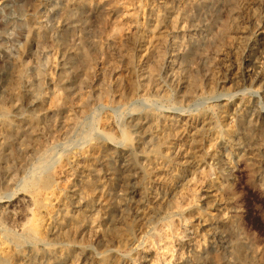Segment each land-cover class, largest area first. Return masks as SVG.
<instances>
[{"label": "rangeland", "instance_id": "obj_1", "mask_svg": "<svg viewBox=\"0 0 264 264\" xmlns=\"http://www.w3.org/2000/svg\"><path fill=\"white\" fill-rule=\"evenodd\" d=\"M0 264H264V0H0Z\"/></svg>", "mask_w": 264, "mask_h": 264}, {"label": "bare ground", "instance_id": "obj_2", "mask_svg": "<svg viewBox=\"0 0 264 264\" xmlns=\"http://www.w3.org/2000/svg\"><path fill=\"white\" fill-rule=\"evenodd\" d=\"M11 134L12 133H9L8 132V135H7V138H6V141H7V143L9 144V145H11V146H14V143L12 142V136H11ZM6 137V135L4 136V138ZM24 198V197H23ZM19 201H21L22 202V204H25V200L24 199H19ZM27 201V200H26ZM17 203V202H16ZM19 205V204H18ZM17 206V205H16ZM20 206V205H19ZM28 206V205H27ZM23 207V206H22ZM13 209H14V207H13ZM16 209V208H15ZM23 209V208H22ZM29 209V208H28ZM24 212V211H23ZM25 214H26V212H25ZM8 215L12 218L13 217V213L12 212H9L8 213ZM16 216V215H15ZM9 217V218H10ZM11 218H10V220H11ZM15 219V218H14ZM90 219H91V217H90ZM77 223V222H76ZM77 229L75 228V231H76Z\"/></svg>", "mask_w": 264, "mask_h": 264}]
</instances>
